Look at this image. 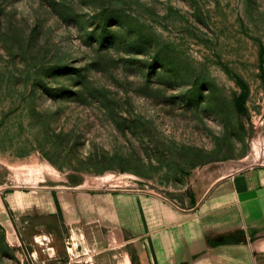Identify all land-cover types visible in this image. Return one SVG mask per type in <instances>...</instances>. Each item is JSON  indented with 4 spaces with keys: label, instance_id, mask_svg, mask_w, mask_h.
Returning a JSON list of instances; mask_svg holds the SVG:
<instances>
[{
    "label": "rangeland",
    "instance_id": "rangeland-1",
    "mask_svg": "<svg viewBox=\"0 0 264 264\" xmlns=\"http://www.w3.org/2000/svg\"><path fill=\"white\" fill-rule=\"evenodd\" d=\"M259 164L264 0H0V191L132 189L182 208L195 172ZM13 226L0 264H137L75 228Z\"/></svg>",
    "mask_w": 264,
    "mask_h": 264
},
{
    "label": "crops",
    "instance_id": "crops-1",
    "mask_svg": "<svg viewBox=\"0 0 264 264\" xmlns=\"http://www.w3.org/2000/svg\"><path fill=\"white\" fill-rule=\"evenodd\" d=\"M188 203L130 189L41 186L0 191V228L81 231L96 251L129 245L137 264H264V164L194 173ZM101 247V248H100Z\"/></svg>",
    "mask_w": 264,
    "mask_h": 264
},
{
    "label": "trees",
    "instance_id": "trees-1",
    "mask_svg": "<svg viewBox=\"0 0 264 264\" xmlns=\"http://www.w3.org/2000/svg\"><path fill=\"white\" fill-rule=\"evenodd\" d=\"M241 99V97H238V100H240Z\"/></svg>",
    "mask_w": 264,
    "mask_h": 264
},
{
    "label": "bare ground",
    "instance_id": "bare-ground-1",
    "mask_svg": "<svg viewBox=\"0 0 264 264\" xmlns=\"http://www.w3.org/2000/svg\"><path fill=\"white\" fill-rule=\"evenodd\" d=\"M42 245V244H41Z\"/></svg>",
    "mask_w": 264,
    "mask_h": 264
}]
</instances>
